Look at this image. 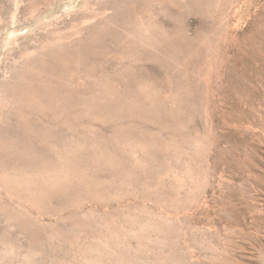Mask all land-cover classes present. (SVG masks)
<instances>
[{"label": "rangeland", "instance_id": "rangeland-1", "mask_svg": "<svg viewBox=\"0 0 264 264\" xmlns=\"http://www.w3.org/2000/svg\"><path fill=\"white\" fill-rule=\"evenodd\" d=\"M0 264H264V0H0Z\"/></svg>", "mask_w": 264, "mask_h": 264}]
</instances>
